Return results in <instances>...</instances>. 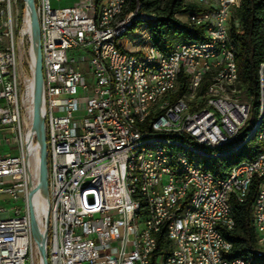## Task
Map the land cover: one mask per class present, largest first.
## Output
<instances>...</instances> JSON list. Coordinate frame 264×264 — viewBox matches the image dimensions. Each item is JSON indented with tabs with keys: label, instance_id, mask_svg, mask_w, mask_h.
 Masks as SVG:
<instances>
[{
	"label": "built area",
	"instance_id": "built-area-1",
	"mask_svg": "<svg viewBox=\"0 0 264 264\" xmlns=\"http://www.w3.org/2000/svg\"><path fill=\"white\" fill-rule=\"evenodd\" d=\"M203 1L218 3V10H213L217 26L211 29L221 35L220 55L208 58L206 51L184 49L182 45L173 48V58L159 55L161 69L151 71L148 80L151 96L156 86L174 77L169 64L175 59H183L184 79L188 78L185 66H194L200 73L216 63H227L232 69L230 55L223 49V27L237 28L236 7H230L228 0ZM33 2L41 32L48 200L43 189L37 187L40 148L33 129L34 61L26 10L23 0H0V150H7L0 153V196L21 205L0 206V264H39L35 262L37 232L30 206L39 226L45 227L48 264H153L151 248H158V242L146 239V256H138L136 237L146 235H138L129 227V220L134 219L133 204L128 199L123 163L128 143L138 135H131L113 118L114 97H108L104 73L105 56H112L116 68L129 60L124 48L114 46V37L128 23L116 30L105 28V21L114 17L122 4L104 10V0L101 4L74 0L58 8L52 7L53 2L60 4L63 0ZM95 8L103 10L99 29H92ZM140 16L139 12L134 15ZM193 19L199 27L208 24L203 12ZM140 37H146V32ZM96 45H103V52H96ZM142 53L144 61L158 54L148 49ZM252 101L249 91L244 99H236V106H225V99H213L209 111L190 120H183V105L170 106L155 124L162 126V133L149 135L172 133L173 141L193 139L197 146L238 142L246 133ZM119 105L123 109L122 103ZM212 110H220L221 120L212 118ZM177 123H184V131H177ZM217 124H224V133H217ZM145 152H149V170L156 171L159 182H167V190L159 189L160 218L167 215L166 206L179 207V198L188 197L187 206L180 207L186 210L203 189H210L209 204L203 206L201 214L189 215L199 221L200 240L192 241L189 235L186 247L196 244L199 256L181 254V264H227L219 261V253H230L232 248L217 239V230L231 227V218L222 208L223 191L231 189V199L239 203V198L247 197H234V190H250L252 182L258 181L253 204L259 205L262 225L264 146L254 162L234 168L227 180H212L197 170L179 175L181 165H175L174 170L161 169L153 148ZM151 185L158 188V184ZM169 222L179 223L180 231V215L169 217ZM260 236L264 237V226ZM171 262L174 264V260Z\"/></svg>",
	"mask_w": 264,
	"mask_h": 264
},
{
	"label": "bare ground",
	"instance_id": "bare-ground-1",
	"mask_svg": "<svg viewBox=\"0 0 264 264\" xmlns=\"http://www.w3.org/2000/svg\"><path fill=\"white\" fill-rule=\"evenodd\" d=\"M193 1L206 8L203 11V18L208 19V24H203L200 28L203 30V37L207 42L204 43V40L182 41L174 47L182 45L184 49L206 51L208 58H216L220 55L221 35L219 32H214L211 27L217 26V14H213V10H218V3L203 0ZM92 4H101V0H92ZM119 4L122 5L117 11H114V17L105 21V28L116 30L128 23L125 29L114 37L116 49H123L124 47L119 45V40L135 29L138 22L152 21L155 19V15L145 13L141 4L133 0H104V10H111L112 5ZM228 4L230 7H236L237 1L228 0ZM138 12L142 16L134 17ZM175 18L184 24L199 27V23H195V19H193L198 18V12L176 15ZM102 21V8H95L92 14V29H99ZM229 29L230 27H223V49L232 60L231 70L227 68V63L205 66L201 73L194 66H185L184 74L188 78L184 79V75H182L183 59H175L169 64V73H174V77H170L168 82L156 86L153 96H151V87H148V80H151L150 72L161 69L162 56L159 55H164V58H173L176 56V49L166 54L158 50L152 42L149 30L145 28L138 29L137 38H133V41H137V47L131 51L124 49V53H129V60H123L119 68H116L112 56L104 58V73L108 78V97H114V103H111V114L120 127H124L131 135H138L128 143L123 163V170H125L128 182V199L133 204L134 219L129 220V227H132L138 235H146V238L136 237V254L146 256V239L158 242L162 235L163 242L167 243L166 249L161 250V253L158 248H151L153 264H173L172 260H174V264H181V254L199 256L196 244H189V248L186 247L189 235H192V241L200 240L199 221L192 220L189 215L201 214L203 206L209 204L210 189H203L202 195L194 198L193 206L186 210H180V207L187 206L188 197L179 198V207L166 206L167 215H162L160 218V209L157 206L159 189L167 190V182H159L156 171L149 170V152H145V150L153 148L155 161L160 163L161 169L174 170L175 165H181L179 175H187L189 172L197 170L205 172L212 180H227V178H231L234 168L245 165V162H254V159L235 165L224 178H217L213 173L206 171L203 161L228 156L244 148L251 141L264 146V63L260 65L258 71L260 90L258 118L250 125L253 117L252 104L250 121L247 124L246 133H242L240 141L197 146L194 145L193 139L173 141L172 133L149 135L150 133H162V126L155 124L164 115V110L170 109V106L183 105V120H190L209 111L213 105V99H225V106H236V99H244L246 91L241 88L238 78L235 48L230 41ZM144 32H146V37H140ZM147 49L158 52V54H152L151 61H144L142 52ZM96 52H103V45H96ZM180 85H183L184 91L177 97ZM146 97H149L148 102H146ZM119 103H122L123 109ZM144 105L145 109L143 110ZM212 118L221 120L220 110H212ZM177 131H184V123H177ZM217 133H224V124H217ZM180 154L187 157L180 156ZM151 184H158V188ZM249 191L234 190V197H247ZM245 200L246 198H239V203H243ZM222 208L231 218V227L227 231L232 230L236 224L232 209L231 189L223 191ZM179 215L180 222H182L180 231L179 223L169 222V217ZM252 225L257 235V249L254 254L230 260L226 253H219V261H224L227 264H235V261L237 264H264V237L260 236L262 235V226H264V208H262L261 225L258 204L252 205ZM223 233L224 230H217V239L225 241L226 248H232Z\"/></svg>",
	"mask_w": 264,
	"mask_h": 264
},
{
	"label": "trees",
	"instance_id": "trees-1",
	"mask_svg": "<svg viewBox=\"0 0 264 264\" xmlns=\"http://www.w3.org/2000/svg\"><path fill=\"white\" fill-rule=\"evenodd\" d=\"M141 4L145 13L155 15L147 21V30L152 36L154 46L163 53H170L174 46L182 41L204 40L200 27L188 25L175 18L193 12H203L206 8L192 0H133ZM234 25L230 27L229 37L235 48L236 65L241 88L253 96L252 125L258 118L260 107V90L258 71L264 63V0H236ZM183 82V81H182ZM183 86V85H182ZM180 85L177 94L180 96L184 87ZM255 120V121H254ZM262 146L254 141L244 148L225 157L203 161L206 171L217 178H224L230 170L243 161L253 160L261 152ZM258 181L254 180L249 194L243 203L232 200L235 227L224 231V238L232 245L226 256L230 260L245 258L254 254L257 249V235L252 225V205L257 194ZM161 235L158 240V251L166 249Z\"/></svg>",
	"mask_w": 264,
	"mask_h": 264
},
{
	"label": "water",
	"instance_id": "water-1",
	"mask_svg": "<svg viewBox=\"0 0 264 264\" xmlns=\"http://www.w3.org/2000/svg\"><path fill=\"white\" fill-rule=\"evenodd\" d=\"M24 8L26 10L27 20L29 23L30 41L32 47V55L34 61V96H33V129L36 140L40 148V164L38 171V184L41 187L48 200L47 191V144H46V129L42 113V52H41V32L39 21L37 18L33 0H23ZM30 218L33 227L37 232V253L39 264H48L47 247L45 239V227H40L34 211L30 206ZM47 225V221L45 226Z\"/></svg>",
	"mask_w": 264,
	"mask_h": 264
},
{
	"label": "rangeland",
	"instance_id": "rangeland-1",
	"mask_svg": "<svg viewBox=\"0 0 264 264\" xmlns=\"http://www.w3.org/2000/svg\"><path fill=\"white\" fill-rule=\"evenodd\" d=\"M73 1L74 0H63V2L60 4H56L53 2L52 7L58 8V7H62L65 5H70ZM147 25H148L147 22H138L135 29H132L128 34H126L123 38L119 40V45H122L124 49H126L127 51H131L130 45H132V49H135L137 47V41H133V38H137L138 29H145ZM89 77H90V74L88 73L85 74L86 80H88ZM4 152H7V150L6 149L0 150V153H4ZM0 206L5 207V208H11L14 206L20 207L21 205L18 203L12 202L8 196L2 195L0 196ZM35 262H38L37 257L35 258Z\"/></svg>",
	"mask_w": 264,
	"mask_h": 264
}]
</instances>
